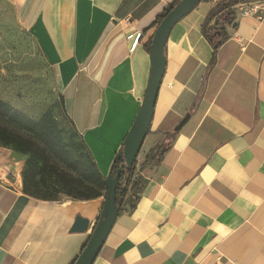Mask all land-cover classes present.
<instances>
[{
  "label": "crops",
  "instance_id": "obj_1",
  "mask_svg": "<svg viewBox=\"0 0 264 264\" xmlns=\"http://www.w3.org/2000/svg\"><path fill=\"white\" fill-rule=\"evenodd\" d=\"M7 1L56 72L65 115L107 177L146 94L159 18L180 0ZM222 1H202L170 33L137 160L135 176L146 183L133 209L121 205L93 264H264V17L242 16L244 2L229 8V24L219 14L208 29L227 39L215 51L202 26ZM162 145L161 163L141 169ZM104 201L42 200L21 181H0V264H73ZM78 215L90 221L85 232L71 231Z\"/></svg>",
  "mask_w": 264,
  "mask_h": 264
},
{
  "label": "rangeland",
  "instance_id": "obj_2",
  "mask_svg": "<svg viewBox=\"0 0 264 264\" xmlns=\"http://www.w3.org/2000/svg\"><path fill=\"white\" fill-rule=\"evenodd\" d=\"M19 19L17 9L9 1L0 0V100L34 120L43 117V137L36 129L7 123L1 106L0 132L13 129L26 139L27 147L40 151L46 183L43 195L52 201L106 196L105 185L91 172L92 160L80 135L65 115L56 72ZM27 159L28 155L0 139V170L7 172L6 176L1 172L0 181L10 188L19 187L20 181L23 186ZM41 176L39 173L36 177Z\"/></svg>",
  "mask_w": 264,
  "mask_h": 264
},
{
  "label": "water",
  "instance_id": "obj_3",
  "mask_svg": "<svg viewBox=\"0 0 264 264\" xmlns=\"http://www.w3.org/2000/svg\"><path fill=\"white\" fill-rule=\"evenodd\" d=\"M202 1L204 0H180L163 17L153 35L150 47L151 70L146 94L135 122L125 138L123 150L117 155L118 159H124L128 167L134 166L137 162L150 131L156 102L166 71L165 47L170 33L177 22L188 15ZM188 117L189 115L181 121L175 131H178L185 124ZM121 174L120 169L117 170L116 174H113L111 170L108 176L105 177L106 196L103 207L86 246L74 264H93L103 248L121 212V204L117 199V187ZM89 224L90 221L87 218L78 215L71 231L85 232L88 230Z\"/></svg>",
  "mask_w": 264,
  "mask_h": 264
},
{
  "label": "trees",
  "instance_id": "obj_4",
  "mask_svg": "<svg viewBox=\"0 0 264 264\" xmlns=\"http://www.w3.org/2000/svg\"><path fill=\"white\" fill-rule=\"evenodd\" d=\"M245 1H248V0H223L221 3L215 6L207 15L203 23V26H202V32L205 38H207V40L214 47L215 51L223 44V42H225V40L227 39V34L224 32V30L218 27L215 29L209 30L208 25L214 20V18H216L219 14H221L224 11H226L225 14L223 15L225 24L231 23L234 17V11L229 8L240 2H245ZM175 4L176 3L170 5L165 10L163 15H161L159 20H162L163 17L171 10V8ZM218 32L220 33L219 35H218ZM219 36L221 37L218 38ZM148 51L150 52V46L148 47ZM0 106L4 109L3 119L7 123L13 124V125H19L20 128H24V129L26 127L36 129L40 133V136L43 137V126H44L43 117L39 120H34L33 118H30L29 116H27L20 110H17L16 108L12 107L11 105L5 103L2 100H0ZM13 133L15 135H13ZM0 139L6 145H12L19 152L28 155V159H27L25 169H24L25 171H23L22 173L23 192L34 198H38L42 200L43 199L44 200H54L53 198L49 196L43 195V187H44L43 184H46V183L43 181V158L41 157L39 153L40 151L32 150L31 148L27 147L28 142L26 141V139H24L22 135L17 134L15 131H13V129L11 130L7 129L5 133L0 132ZM123 147H124V144H123ZM123 147L119 153H121V151L123 150ZM41 150H42L41 152H43V149ZM166 151H167V147H165L164 145L151 149L141 161L140 168L143 169L144 167H147V166H151V167L158 166L161 163ZM91 160H92V164H91L90 169H91V172L94 174L96 181L105 185L104 184L105 177L101 174V172L99 171V168L93 162L92 157H91ZM137 166H138V162H136L134 166L128 167L125 164L124 159H118L117 156L112 166L113 174H116L117 170L119 169L122 171L121 178H120V181L117 187L118 202L121 205H123L124 202H127V205H130L131 209L134 208L136 200L138 198L137 196L141 192L142 188L144 187L146 183L144 177L140 175L135 176V173L137 171ZM39 173H41L42 176L40 178H37L36 176ZM99 196L101 195L96 194L95 196L91 198H96Z\"/></svg>",
  "mask_w": 264,
  "mask_h": 264
},
{
  "label": "built area",
  "instance_id": "obj_5",
  "mask_svg": "<svg viewBox=\"0 0 264 264\" xmlns=\"http://www.w3.org/2000/svg\"><path fill=\"white\" fill-rule=\"evenodd\" d=\"M242 16H259L264 17V0H251L237 5ZM7 175L6 171L0 170V174ZM2 178V177H0Z\"/></svg>",
  "mask_w": 264,
  "mask_h": 264
}]
</instances>
